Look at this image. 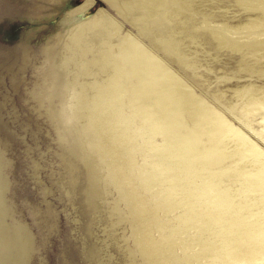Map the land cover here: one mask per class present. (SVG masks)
I'll return each instance as SVG.
<instances>
[{"label": "rangeland", "instance_id": "obj_1", "mask_svg": "<svg viewBox=\"0 0 264 264\" xmlns=\"http://www.w3.org/2000/svg\"><path fill=\"white\" fill-rule=\"evenodd\" d=\"M263 95L264 0H0V264H264Z\"/></svg>", "mask_w": 264, "mask_h": 264}, {"label": "water", "instance_id": "obj_2", "mask_svg": "<svg viewBox=\"0 0 264 264\" xmlns=\"http://www.w3.org/2000/svg\"><path fill=\"white\" fill-rule=\"evenodd\" d=\"M33 46H23L20 44H17L15 46H10L8 47V52L10 55L13 56H21L22 58V62L20 63V66H22L24 63L26 62H31L32 64H37V62H39L42 57H45L47 59L48 65L46 66L45 70L42 72V70H39L40 72L37 73L35 76H48V77H53L56 78L55 76V65L53 63V58H51V55H47V52H41V50L39 49H34L32 48ZM30 53V55H25L23 56L24 53ZM17 54V55H16ZM39 57H41V59H39ZM14 67L15 65L14 63L10 64V68ZM12 69V68H11ZM12 75L14 78H19L20 74L18 73V71L12 69ZM60 80L56 79L53 80V83L58 82L57 84L60 85ZM30 95L35 97L37 99V102H39V104L41 106H45L48 107L51 110V113H53L54 117H57L59 115V109L56 105V100L58 98H60L62 91L58 90L56 88H40L39 89H29ZM49 97V99H48ZM2 105V101L0 98V108ZM12 137V134L9 132V130L7 129L5 123L0 119V157H1V172L2 174H4L5 172V165L7 164V160L4 159V154L2 153L3 150V145ZM2 148V150H1ZM7 199V198H6ZM11 215L14 216L15 213V209L12 206V209L9 211ZM39 221L45 224L48 223V221L51 222L50 220V216L48 214V212L46 211V209H43L42 211H40L39 213ZM28 233L30 236V239L32 240L31 242V255L34 254V251L36 249V244H37V240L35 239V233L33 231H31V229L28 228ZM35 240V241H34ZM36 242V244H35ZM38 245V244H37ZM31 258V257H30ZM66 264H69L68 262H66Z\"/></svg>", "mask_w": 264, "mask_h": 264}, {"label": "bare ground", "instance_id": "obj_3", "mask_svg": "<svg viewBox=\"0 0 264 264\" xmlns=\"http://www.w3.org/2000/svg\"><path fill=\"white\" fill-rule=\"evenodd\" d=\"M101 19L102 18V15H100L99 17H98V19ZM107 18V17H106ZM108 21V20H107ZM24 55H30V53H24ZM23 55V56H24ZM247 104V106L249 107L248 109L249 110H251V108H255V107H257V108H260V107H262V108H264V95L263 96H261V97H259V96H255V97H253L252 99H251V101L250 102H248V103H246ZM245 105V104H244ZM246 109V108H245ZM247 109V111H249ZM254 110V109H253ZM218 115H220V114H218ZM225 118V117H224ZM220 119V118H219ZM224 122V121H223ZM228 123V122H227ZM229 124V123H228ZM241 135V134H240ZM240 135H239V137H240ZM241 138V137H240ZM245 139V140H244ZM243 140H244V142L243 143H245V150H246V152H247V154L248 153H250L249 154V156L250 155H252L253 157H255V159L253 158V160H255L256 161V163L257 164H255L256 166H255V168L254 167H252L251 169V174H249L250 176H252L253 177V179H251V180H253V181H255V180H257L256 178H254V176H255V174H257L259 177H258V179H262V180H264V159H263V157H260L259 156V148H258V146L255 144V143H252L251 141H249L248 139H246V138H244L243 137ZM242 142V141H241ZM242 149V148H241ZM245 150H243V151H245ZM244 153V152H243ZM261 155V154H260ZM244 156H245V154H244ZM248 171V170H247ZM249 172V171H248ZM251 178V177H250ZM248 190V189H247ZM248 214V213H247ZM254 214V213H253ZM259 214V213H258ZM260 218V217H259ZM262 225V224H261ZM261 231H262V233H264V229L262 230V228H261ZM257 251V250H256Z\"/></svg>", "mask_w": 264, "mask_h": 264}]
</instances>
